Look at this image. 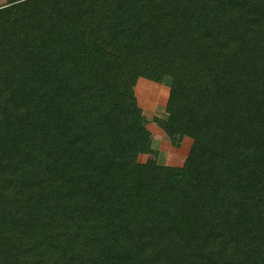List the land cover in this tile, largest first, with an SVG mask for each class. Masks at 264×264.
<instances>
[{
  "label": "trees",
  "instance_id": "16d2710c",
  "mask_svg": "<svg viewBox=\"0 0 264 264\" xmlns=\"http://www.w3.org/2000/svg\"><path fill=\"white\" fill-rule=\"evenodd\" d=\"M0 264H264V0L0 5Z\"/></svg>",
  "mask_w": 264,
  "mask_h": 264
},
{
  "label": "rangeland",
  "instance_id": "374dc122",
  "mask_svg": "<svg viewBox=\"0 0 264 264\" xmlns=\"http://www.w3.org/2000/svg\"><path fill=\"white\" fill-rule=\"evenodd\" d=\"M12 0H0V5ZM135 96L142 113L147 120L146 127L151 134V148L155 153L140 154L137 160L144 162L155 158L158 162L168 165L181 164L189 149L191 139L184 137L180 146L174 147L170 144L161 128L154 122L153 118H165V102L168 95V86L163 83H154L145 78H138L135 85Z\"/></svg>",
  "mask_w": 264,
  "mask_h": 264
}]
</instances>
